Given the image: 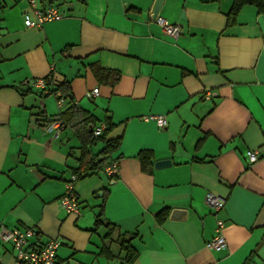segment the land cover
Returning <instances> with one entry per match:
<instances>
[{"label":"crops","instance_id":"obj_1","mask_svg":"<svg viewBox=\"0 0 264 264\" xmlns=\"http://www.w3.org/2000/svg\"><path fill=\"white\" fill-rule=\"evenodd\" d=\"M36 1L65 17L27 28L28 0H0V225L59 241L57 264H126L122 242L137 253L130 264H264V13L164 0L159 17L182 29L173 41L151 18L155 0ZM52 72L53 88H69L63 108L23 86ZM70 107L119 141L104 157L103 141L89 147L118 167L79 178L78 216L59 206L79 168L78 130H47ZM208 193L221 211L207 209ZM218 220L226 248L213 251ZM0 256L16 264L11 246L0 243Z\"/></svg>","mask_w":264,"mask_h":264},{"label":"built area","instance_id":"obj_2","mask_svg":"<svg viewBox=\"0 0 264 264\" xmlns=\"http://www.w3.org/2000/svg\"><path fill=\"white\" fill-rule=\"evenodd\" d=\"M28 4L31 9V14L24 15V25L27 28H41L45 23L59 21L65 17L64 13L56 5L41 7L36 0H28ZM155 22L161 31L173 41H176L182 33L180 25L171 24L161 17H158ZM46 82L43 78L28 79L24 81L23 86L35 90L38 93L47 94L53 88ZM98 95L99 89L96 87L87 91L84 98L89 102H93ZM53 96L56 98L58 106L63 108L67 100L58 91ZM149 119L154 121L161 129L167 126L165 116H155ZM65 126L64 122L58 116L49 121L47 130H62ZM105 130L106 125L103 123L89 125V131L94 138L100 137ZM247 159L250 164L255 163L257 161L256 153L248 152ZM117 167L118 163L112 160L103 169V172L108 178H113L116 175ZM81 176L82 173L80 172L74 173L65 182V192L59 200V206L67 214L76 216L80 214L81 204L75 193V184ZM205 205L207 209L217 213L224 208L225 203L216 195L208 193L205 197ZM223 226V222L218 220L216 235L205 244L207 249L220 251L226 248V241L220 233ZM37 237L38 232L35 228L17 229L0 225V243L11 246L16 264H57V249L60 246L59 241L50 240L45 244H39L36 241ZM0 264H3L1 256Z\"/></svg>","mask_w":264,"mask_h":264},{"label":"trees","instance_id":"obj_3","mask_svg":"<svg viewBox=\"0 0 264 264\" xmlns=\"http://www.w3.org/2000/svg\"><path fill=\"white\" fill-rule=\"evenodd\" d=\"M54 1L55 0H48L50 4L54 3ZM245 5H253L257 8L258 13H264V0H233L232 7L229 13L230 17H235L238 11ZM43 79L47 81L46 83L53 88V85H54L53 72L49 76ZM56 91L60 92L61 95L67 101H69L70 99L69 88L64 83L56 85L47 94H43L40 92L39 95L43 97L50 96V95H54ZM59 117L64 122L65 125L68 124L78 130L77 135L80 138L81 143H82V155L79 160V168L75 172L76 173L80 172L82 173V175H85V174L87 175L89 171L103 170L107 166L106 159L101 158V159H98L97 161L94 158H90L89 151H88L89 147L93 146L98 141H103L105 144V147L99 153L98 157H104L112 153L118 148L119 141L118 140L116 141L105 140L104 135H105L106 130L103 132V134L100 137L94 138L93 135L87 130V127L88 125H92L95 123L94 121H91L90 117L84 115V113H82V110L80 108L70 107L64 113L59 115ZM139 157L142 160V162H144L143 159L145 155L141 153ZM142 165L145 166L144 163H142ZM100 216L101 215H98L96 219L97 220L96 225L100 222L99 220L101 218ZM121 246H122V249L126 252L124 262L126 264L132 263L134 259L136 258L137 253L134 251V249L130 247L128 242L127 243L122 242Z\"/></svg>","mask_w":264,"mask_h":264},{"label":"water","instance_id":"obj_4","mask_svg":"<svg viewBox=\"0 0 264 264\" xmlns=\"http://www.w3.org/2000/svg\"><path fill=\"white\" fill-rule=\"evenodd\" d=\"M163 1L164 0H155L154 1V4H153L151 11H150L151 18L153 20H156L159 17V13H160V9H161ZM169 164H170L169 161H161V162H158L155 164V168L156 169L162 168V167L168 166Z\"/></svg>","mask_w":264,"mask_h":264},{"label":"rangeland","instance_id":"obj_5","mask_svg":"<svg viewBox=\"0 0 264 264\" xmlns=\"http://www.w3.org/2000/svg\"><path fill=\"white\" fill-rule=\"evenodd\" d=\"M89 102V101H88Z\"/></svg>","mask_w":264,"mask_h":264}]
</instances>
